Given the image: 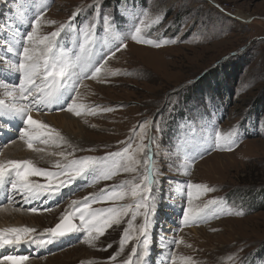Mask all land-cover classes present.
<instances>
[{"label":"rangeland","instance_id":"rangeland-1","mask_svg":"<svg viewBox=\"0 0 264 264\" xmlns=\"http://www.w3.org/2000/svg\"><path fill=\"white\" fill-rule=\"evenodd\" d=\"M36 19L41 37L64 25L54 53L73 62L82 56L87 66L75 92L76 82L61 80L56 105L30 110L48 125L44 132L54 129L58 137L48 143L38 137L29 148L22 129L33 126L8 105L31 100L15 91L22 79L15 66ZM68 99L82 106L80 115L63 106ZM0 100V163L30 160L59 172L73 159L103 164L109 153H121L107 161L110 179L94 180L89 170L54 199L38 202L12 191L6 174L0 231L11 238V229L30 228L34 232L22 235L53 242L46 250L0 247V264H11L7 256L27 257L23 264H264V0H0ZM217 135L235 143L217 142ZM181 142L192 145L188 153ZM141 145L147 147L140 151ZM149 163L148 256L139 212L133 220L129 211L90 242L79 219L81 202L88 199V211L135 206L131 191L143 188ZM66 178L28 177L39 184ZM104 190L123 192L124 199L91 200ZM212 200L216 204L199 213ZM184 212L207 218L182 224ZM67 213L79 230L53 238L46 230Z\"/></svg>","mask_w":264,"mask_h":264},{"label":"snow or ice","instance_id":"snow-or-ice-1","mask_svg":"<svg viewBox=\"0 0 264 264\" xmlns=\"http://www.w3.org/2000/svg\"><path fill=\"white\" fill-rule=\"evenodd\" d=\"M34 27L32 31L28 32L24 38L25 42L21 44V53L20 60L16 64V71L22 74V79L19 81L18 87L15 89L17 93L22 98L31 97L30 103L26 106L16 107L13 105H8V108L13 111L14 114H20L25 118V123L27 125L33 126V131L29 132L27 127L22 129L23 135L28 140V147H33V141L41 136H46L47 139L44 140V143L49 141H54L57 137H54L52 133L54 129H50L47 132H44V129H48V125L43 124L37 120H34L33 117L29 114L32 108H46L56 105L59 102V97L62 92L63 86L59 83L61 80H73L76 82L72 87V92L76 91V86L80 79H82L81 72L84 67L87 66V60L84 57H77L76 61L73 62L70 59L66 58L63 54L57 55L54 53L53 49L56 47V39L61 35L65 26L61 25V28L51 32L46 36H39L37 34L38 27L40 25V19L34 20ZM140 29L137 28L136 32L139 33ZM135 39V37H133ZM151 43V41H148ZM126 47V45H123ZM83 51V48H82ZM77 66L81 71H77ZM95 71L98 73L99 68H96ZM40 81V83H37ZM78 94V93H77ZM9 95H12V92H9ZM4 101L0 100V107L4 106ZM67 107L69 111H75L76 115H80L81 105H78L75 99H68L67 103L63 105ZM39 127L41 131L37 132L35 129ZM62 139V138H61ZM217 142H222L224 145H232L235 143V140L231 136H220L216 137ZM146 145H141L140 151L143 150ZM37 151H40L37 149ZM127 152V149H125ZM121 153H109L108 157L102 158L105 161L103 164H100V161L94 157H83L80 159H73L65 164L59 172H49L45 169H39L33 166L32 161L30 160H10L5 163H0V188H3L5 185L6 174L9 177H12L10 180V188L12 191L16 192L21 198L25 201L37 200L45 195L55 196L60 193V191L72 183H74L78 178H82L88 174L89 170H92L94 175V180H107L114 175V172L111 166L107 161L114 156H120ZM132 157H129L131 160ZM151 158H149L150 160ZM99 165V166H98ZM128 167L124 168V171H129ZM98 173V174H96ZM30 175H43L48 178L59 177L61 175H66L65 180H61L59 184H39L30 182L28 177ZM154 183V172L152 166L146 164V173L143 175V188L137 185L132 191L131 196L137 200L135 206L131 204L120 205L119 207H110L96 209L88 211L89 201L85 199L81 203L83 204V209L80 210L79 219L81 224L84 227V230L87 231L90 242L91 240L96 239L95 234L104 235L106 229L112 228V226L118 225L123 216L127 215L129 211L132 212V219H135L136 214L139 212L144 217V223L140 225L139 232L144 236L143 241V255L148 256V239H147V230L149 224V212H150V200L149 196L152 192V185ZM203 187V186H195ZM125 193L117 192L114 190H104L99 194H94L91 197L92 201H97L101 199H124ZM191 193L189 192V199ZM216 201H209L204 208L199 210V213H204L205 209L209 205H215ZM143 209V212L140 210ZM31 211L35 212L37 209L33 207ZM198 212H193L189 216L188 212L183 213L182 224H187L189 222H199L207 218V214L200 215ZM79 230L75 227L69 217L64 218L63 222L57 224L55 228L46 230L47 233L53 238L62 237L68 233ZM34 232V229L30 228H19L11 229L10 233H13L11 238H6L3 231H0V247L7 246H20L21 244H35L38 247L44 246L46 243H52V239L45 241L41 237H27L26 235ZM129 233L125 230L123 234V239L121 245L124 241L128 239ZM110 247V245H109ZM133 252H136V249H133ZM5 260L10 261L11 264H23L27 257H15L7 256L4 257ZM111 259H115L112 257ZM127 264V262H125Z\"/></svg>","mask_w":264,"mask_h":264},{"label":"bare ground","instance_id":"bare-ground-1","mask_svg":"<svg viewBox=\"0 0 264 264\" xmlns=\"http://www.w3.org/2000/svg\"><path fill=\"white\" fill-rule=\"evenodd\" d=\"M241 16V15H240ZM242 18H243V16H241ZM244 19V18H243ZM85 68V67H84ZM44 121V120H43ZM180 145L179 146H184V148H185V150H186V153H188V151H189V148H190V146H192V145H188L187 146V143H183V142H181V143H179ZM15 145V144H14ZM13 145V146H14ZM186 146L188 147V149L186 148ZM13 148V147H12ZM196 149H198V150H204V148L203 147H197ZM9 152V151H8ZM10 153V152H9ZM195 155V154H194ZM188 156H190V155H188ZM3 192V191H2ZM1 196L3 195L2 193L0 194ZM12 196V195H11ZM16 197L17 196H13V198L11 197V199L12 200H14V199H16ZM51 198H53V196H51ZM40 199V198H39ZM39 199H37V202L39 201ZM54 199V198H53ZM14 203V202H13ZM9 208H11V207H9ZM11 209H9V211H10ZM14 210V209H13ZM5 211V210H4ZM15 211V210H14ZM7 212V211H6ZM19 212V211H18ZM3 213V212H2ZM7 213H10V212H7ZM17 214V213H16ZM7 215V214H6ZM30 215V214H29ZM25 216H27V215H25ZM31 217V216H30ZM35 217V216H34ZM36 217H40L41 218V216H36ZM41 220V219H40ZM39 223V222H38ZM72 234V233H71ZM35 245V244H34ZM34 245H30V244H28V245H21V246H19V247H17L18 248V251L17 252H24V250L25 249H27V250H29V248H36V249H39V250H46V249H48L49 248V246H47V245H44V246H40V247H38V246H34ZM21 250H23V251H21ZM33 263H35V264H39V263H36V261L35 262H33ZM28 264H31V263H28Z\"/></svg>","mask_w":264,"mask_h":264},{"label":"water","instance_id":"water-1","mask_svg":"<svg viewBox=\"0 0 264 264\" xmlns=\"http://www.w3.org/2000/svg\"><path fill=\"white\" fill-rule=\"evenodd\" d=\"M66 217H69L71 219L72 224L76 227V222L73 220L72 215L70 213H67L64 218H66ZM64 218H63V220H64ZM63 220L61 221V223L63 222ZM68 234H70V233H68Z\"/></svg>","mask_w":264,"mask_h":264},{"label":"built area","instance_id":"built-area-1","mask_svg":"<svg viewBox=\"0 0 264 264\" xmlns=\"http://www.w3.org/2000/svg\"><path fill=\"white\" fill-rule=\"evenodd\" d=\"M222 5V4H221ZM224 9H226L227 11H229L224 5H222ZM229 14V13H228Z\"/></svg>","mask_w":264,"mask_h":264},{"label":"clouds","instance_id":"clouds-1","mask_svg":"<svg viewBox=\"0 0 264 264\" xmlns=\"http://www.w3.org/2000/svg\"><path fill=\"white\" fill-rule=\"evenodd\" d=\"M210 1H212V0H210Z\"/></svg>","mask_w":264,"mask_h":264},{"label":"trees","instance_id":"trees-1","mask_svg":"<svg viewBox=\"0 0 264 264\" xmlns=\"http://www.w3.org/2000/svg\"><path fill=\"white\" fill-rule=\"evenodd\" d=\"M258 103V102H257ZM256 113V112H255Z\"/></svg>","mask_w":264,"mask_h":264}]
</instances>
